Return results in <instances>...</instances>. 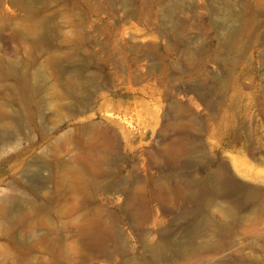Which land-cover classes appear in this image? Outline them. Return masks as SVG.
<instances>
[{"label": "rangeland", "instance_id": "374dc122", "mask_svg": "<svg viewBox=\"0 0 264 264\" xmlns=\"http://www.w3.org/2000/svg\"><path fill=\"white\" fill-rule=\"evenodd\" d=\"M165 188L230 220L219 251L172 248ZM240 261H264V0H0V264Z\"/></svg>", "mask_w": 264, "mask_h": 264}, {"label": "bare ground", "instance_id": "6f19581e", "mask_svg": "<svg viewBox=\"0 0 264 264\" xmlns=\"http://www.w3.org/2000/svg\"><path fill=\"white\" fill-rule=\"evenodd\" d=\"M150 48V47H149ZM180 104L173 103L171 107H178ZM99 133V132H96ZM110 138H105L103 143L106 147H111V142L109 143ZM184 150L183 145H177L176 147L167 149V155L170 157L177 156L181 154ZM178 195L181 198H188L189 190L183 187H179L177 189ZM162 207L163 211L167 214L171 215V224H176L179 219L187 220V226L183 229L182 233L179 236H173V233L170 231H165L162 233V236L168 240L171 244L172 248L175 251L180 252H188V251H196V250H208L214 249L219 251L221 248V239L224 237L225 232L229 227L230 220H222L216 217H199L195 219H191L189 217L188 211H181V216L178 214L177 206L175 201L171 197L169 191L162 189ZM217 212L221 214L224 218H233L235 216V209L231 206H227L225 208H216ZM136 211H134V215H136ZM139 213V212H138ZM160 222H164L165 219L159 218ZM146 222L144 218H139L136 216L134 220V225L137 228H141V226ZM87 229H92L91 224L86 225ZM215 239V241H213ZM151 257L159 262V259L156 257V249L154 247L150 248ZM237 264H264V261L258 262H238Z\"/></svg>", "mask_w": 264, "mask_h": 264}]
</instances>
